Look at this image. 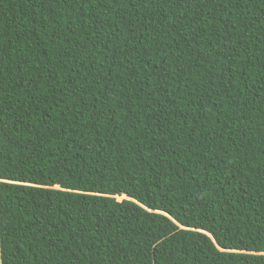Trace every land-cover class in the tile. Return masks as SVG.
I'll use <instances>...</instances> for the list:
<instances>
[{"label": "trees", "instance_id": "obj_1", "mask_svg": "<svg viewBox=\"0 0 264 264\" xmlns=\"http://www.w3.org/2000/svg\"><path fill=\"white\" fill-rule=\"evenodd\" d=\"M0 264H264V0H0Z\"/></svg>", "mask_w": 264, "mask_h": 264}, {"label": "rangeland", "instance_id": "obj_2", "mask_svg": "<svg viewBox=\"0 0 264 264\" xmlns=\"http://www.w3.org/2000/svg\"><path fill=\"white\" fill-rule=\"evenodd\" d=\"M124 198V195H122V196H116V199L117 200H121V199H123Z\"/></svg>", "mask_w": 264, "mask_h": 264}, {"label": "water", "instance_id": "obj_3", "mask_svg": "<svg viewBox=\"0 0 264 264\" xmlns=\"http://www.w3.org/2000/svg\"><path fill=\"white\" fill-rule=\"evenodd\" d=\"M124 198H127V197L124 195Z\"/></svg>", "mask_w": 264, "mask_h": 264}, {"label": "clouds", "instance_id": "obj_4", "mask_svg": "<svg viewBox=\"0 0 264 264\" xmlns=\"http://www.w3.org/2000/svg\"><path fill=\"white\" fill-rule=\"evenodd\" d=\"M55 187H57V186H55ZM116 196H117V195H116ZM116 196H115V197H116Z\"/></svg>", "mask_w": 264, "mask_h": 264}, {"label": "bare ground", "instance_id": "obj_5", "mask_svg": "<svg viewBox=\"0 0 264 264\" xmlns=\"http://www.w3.org/2000/svg\"><path fill=\"white\" fill-rule=\"evenodd\" d=\"M119 196H122V195H119Z\"/></svg>", "mask_w": 264, "mask_h": 264}]
</instances>
